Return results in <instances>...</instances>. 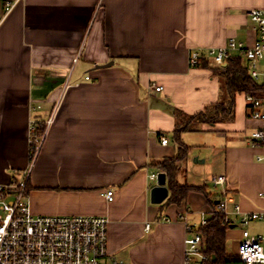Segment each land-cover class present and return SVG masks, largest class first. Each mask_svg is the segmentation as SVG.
I'll return each mask as SVG.
<instances>
[{
	"label": "crops",
	"instance_id": "obj_1",
	"mask_svg": "<svg viewBox=\"0 0 264 264\" xmlns=\"http://www.w3.org/2000/svg\"><path fill=\"white\" fill-rule=\"evenodd\" d=\"M254 8L264 0H0V182L28 171L33 214L106 216V264H184L186 224L198 227L211 206L200 190L152 203V163L177 154L176 109L195 114L221 98L206 52L230 38L252 45ZM194 49L209 66L189 65ZM246 97L236 94L232 120L182 135L179 180L216 202L223 186L212 179L225 176L230 209L264 213V147L252 138L264 120L249 117ZM32 120L46 127L34 160ZM236 227L226 231L233 255ZM245 228L259 235L264 219Z\"/></svg>",
	"mask_w": 264,
	"mask_h": 264
},
{
	"label": "built area",
	"instance_id": "obj_2",
	"mask_svg": "<svg viewBox=\"0 0 264 264\" xmlns=\"http://www.w3.org/2000/svg\"><path fill=\"white\" fill-rule=\"evenodd\" d=\"M248 16L255 23L257 38L250 46L230 38L225 46L210 48L205 58L215 67H224L239 53L247 60L250 76L264 84V70L260 69V61L264 60V9L254 8ZM203 52L194 49L190 52L188 62L191 67H198ZM88 78V76H87ZM162 86H155L160 91ZM248 113L252 119L264 120V94L253 96L247 94ZM37 122L30 123V143L35 144L37 153L42 138L36 136ZM163 144L169 142L164 132H160ZM253 144L264 147V128L252 133ZM259 159H264L261 156ZM161 171L150 173L152 180L158 181ZM215 186H223L224 196L219 200L218 210L224 214V221L229 226H241L242 233L236 256L245 264H264V232L252 235L245 228L251 220L264 219L263 212L240 211L238 204L230 209L232 198L224 188L225 176H215ZM28 171L19 179L8 183L0 182V264H106L107 231L109 219L100 215H38L30 210L28 193ZM114 191L108 189L104 196L113 200ZM186 219V217H184ZM207 216L203 214L199 226L205 225ZM187 225L188 236L185 238L184 264H208L205 253V236ZM150 227L149 224L146 225ZM111 264H126L122 260L111 258Z\"/></svg>",
	"mask_w": 264,
	"mask_h": 264
},
{
	"label": "trees",
	"instance_id": "obj_3",
	"mask_svg": "<svg viewBox=\"0 0 264 264\" xmlns=\"http://www.w3.org/2000/svg\"><path fill=\"white\" fill-rule=\"evenodd\" d=\"M203 57L198 67L209 66ZM213 73L219 76L222 84L221 98L203 110L195 114H187L176 109L174 112L175 129L173 131L174 142L177 146L175 157L164 158L152 165L159 171L166 173L167 186L169 188L168 202L180 203L190 191H203L211 206L207 215L205 225L199 226L198 230L205 236V253L208 256V264H245L238 256L230 254L227 248L226 231L229 226L224 221V214L218 210V204L210 198L205 187L190 185L179 180L182 172L180 162L185 161L189 155L190 146L187 145L182 135L185 132H196L201 130L204 123L214 124L216 122L230 121L235 116L236 94L245 92L253 96L264 94V84L254 80L248 70V63L240 55L230 59L225 67H211ZM45 125L37 123L36 136L40 138L45 132ZM31 158L36 152L35 144H30Z\"/></svg>",
	"mask_w": 264,
	"mask_h": 264
},
{
	"label": "water",
	"instance_id": "obj_4",
	"mask_svg": "<svg viewBox=\"0 0 264 264\" xmlns=\"http://www.w3.org/2000/svg\"><path fill=\"white\" fill-rule=\"evenodd\" d=\"M113 64V62H109L108 64H105L104 66H108ZM227 64L224 63L223 66L225 67ZM102 67V66H98ZM169 195V188L167 186V177L166 173L161 171L159 173V178L154 187L151 189V202L155 204H161L165 199H167ZM216 204L219 203V200H216Z\"/></svg>",
	"mask_w": 264,
	"mask_h": 264
},
{
	"label": "rangeland",
	"instance_id": "obj_5",
	"mask_svg": "<svg viewBox=\"0 0 264 264\" xmlns=\"http://www.w3.org/2000/svg\"><path fill=\"white\" fill-rule=\"evenodd\" d=\"M35 156H36V154H34V157H33V160L35 159ZM240 226V225H239ZM239 226H237L236 228H239ZM240 228H241V226H240ZM242 229V228H241Z\"/></svg>",
	"mask_w": 264,
	"mask_h": 264
}]
</instances>
